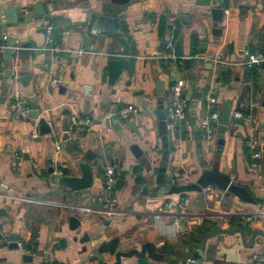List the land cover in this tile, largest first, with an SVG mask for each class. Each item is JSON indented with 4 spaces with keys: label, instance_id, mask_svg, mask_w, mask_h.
I'll return each mask as SVG.
<instances>
[{
    "label": "crops",
    "instance_id": "1",
    "mask_svg": "<svg viewBox=\"0 0 264 264\" xmlns=\"http://www.w3.org/2000/svg\"><path fill=\"white\" fill-rule=\"evenodd\" d=\"M40 1L0 0V8L13 2L26 5ZM50 1V19L42 26L53 25V38L61 48L57 53L45 48V30H38L34 23L5 27L0 19V37L6 34L14 38L18 47L10 57L14 73L31 75L26 84L12 78L4 98V77H0V225L6 235V241L0 243V264H43L44 253H49L56 264H84L90 252L83 248L89 244L79 239L85 233L90 237L101 235L97 243L118 237V246L123 248L149 240L157 245L167 242L182 250L202 231L215 226H242L248 234L255 228L264 230V67L246 69L242 65L246 50L264 54V0H222L229 14L224 13L218 24L222 28L219 35L213 33L208 6L201 5V0H138L118 14L122 45L111 32L92 31L104 0ZM242 4H248L244 12L239 8ZM182 15L189 20H183ZM25 41L31 42L28 55L20 48ZM80 48L84 51L79 52ZM200 54L209 60L197 58ZM217 55L224 62H214ZM121 57L122 71L116 82L109 84L107 59ZM183 57L191 59L188 68L183 65ZM8 65L3 56L0 69ZM188 73L193 77L185 79ZM51 79L57 82L52 84ZM156 79L166 88L178 79L185 81L186 127L172 132L173 148L167 166L170 184L194 181L201 173L203 157L217 161L219 170L228 173L233 182L248 187L256 204L242 202L213 185L201 191L150 196L133 182L129 169L136 159L130 152L131 144L155 152V163L160 159L156 153L160 147L154 108ZM209 90L221 103L232 101L231 122L224 129L218 157L221 126L212 147L206 150L202 146L200 151L191 123L193 115L197 122L204 117V97ZM15 91L30 110H38L37 118L30 114L17 117L11 111ZM115 108L119 127L109 121ZM129 108L132 115L122 119L120 111ZM234 112L240 115L234 116ZM72 114L89 118L91 124L69 133L68 145L63 141V149L56 152L51 133L40 134L38 118L45 117L52 131L62 137ZM233 117L244 122H234ZM34 128L38 135L33 138ZM250 137L260 141L255 167L247 145ZM89 152L98 161H105V167L114 165L111 160L123 161L117 177H126V184L114 186L118 202L115 212L100 209L102 192L98 186L105 167H93L96 187L84 194L56 185L48 174L49 159L56 170L66 166L73 173L77 155L86 161L84 156ZM14 156H19L17 168L12 167ZM74 173L79 174L77 170ZM146 185L156 187L151 181ZM70 216L80 220L75 230L69 229ZM179 217L185 218L184 226L178 225ZM11 235L23 243L25 253L8 246ZM263 251V237L247 247L238 234H218L207 240L200 264H264ZM23 254L31 258L24 260ZM193 254L198 259L197 253ZM164 261L158 264H166ZM147 262L153 263L148 258L122 259V264ZM180 264L186 263L183 260Z\"/></svg>",
    "mask_w": 264,
    "mask_h": 264
},
{
    "label": "water",
    "instance_id": "2",
    "mask_svg": "<svg viewBox=\"0 0 264 264\" xmlns=\"http://www.w3.org/2000/svg\"><path fill=\"white\" fill-rule=\"evenodd\" d=\"M138 0H104L102 4V13L95 16L92 25V31L98 32H111L113 35L117 36V40L120 45L123 44L124 37L119 35L121 33V19L119 13L123 7H128L130 4ZM50 0H43L36 3H28L26 5H20L17 3H10L6 7L0 8V19L4 26L16 27L20 24L34 23L39 29L43 31L42 26L43 21L50 19V12L53 9ZM201 5L208 6V12L213 21V33L219 35L222 32V28L218 26L223 20L224 16V4L222 0H201L199 2ZM248 7V4L239 5L240 11L244 12ZM91 15V13H89ZM181 18L185 21L189 20V16L182 15ZM7 43L9 47L4 50V57L6 58V63L9 64L4 69L3 84L1 87V97L4 98L8 92L12 69L10 68L12 60L10 57L14 52V46L16 41L12 37L7 38ZM20 48L22 52L26 55L30 53L31 42L25 41L21 43ZM124 59L121 58H109L107 59L108 68V83L114 84L122 71ZM190 57H183L182 62L184 67L188 68L190 66ZM264 67V61L261 63ZM185 79L192 78L193 74L188 73L183 76ZM31 75H18V80L21 83L26 84L30 80ZM157 93L155 94V114L158 120L157 122V134L159 136L158 144L160 147L157 148L156 153L160 154V159L156 162L155 152L151 150H142L137 144H131L129 146L132 156L136 159V162L130 166V173L133 174V182L140 186L141 191L147 192L150 196L152 195H163L167 194H179L182 192H193L201 191L202 189L213 185L220 190L228 191L234 196H236L240 201L256 204L257 200L254 198L248 187L245 185L233 182L232 177L221 170H219L217 161H207L203 157L201 159L202 169L199 176L190 183H182L179 180L175 184H170V175L167 172V166L169 161V155L172 151V132L174 129H185L186 119H182L179 122H174L171 117L167 115V98L170 94L171 86L165 87L164 83L160 79H156ZM199 98L197 94L195 96ZM33 105L35 106V99ZM231 105L232 101L229 99L224 100L219 108L220 114L218 116L217 122L221 126L219 129L218 140H217V153L216 157L219 156V152L222 149L224 143V129L231 122ZM68 113V111H67ZM118 109L112 110L111 121L116 127L120 126L118 121ZM132 111H129L128 116L132 115ZM30 115L32 118L38 117V110L34 107L30 110ZM234 122H244L243 118L233 117ZM192 129L194 130V138L199 142V150L201 151L202 144V133L198 127V122L196 117L193 115L191 118ZM38 129L40 134H47L52 132V128L45 117L38 118L37 121ZM173 126L169 128V126ZM61 139L68 145L69 133L67 131V125H65L64 132ZM78 142V139L75 140ZM98 152V151H97ZM75 153H78L76 149ZM122 157L125 156V152H121ZM88 160H83L79 155L75 158L74 170L69 167L63 166L59 170L52 165V160L47 161L48 174L52 182L56 185L69 189L71 191H79L84 194L89 188L96 187L94 184V173L93 167L96 169H101L105 167V161H98L97 158H93L92 153L86 154L84 156ZM92 160V161H90ZM116 167L117 173L121 171L123 161L111 160L110 161ZM77 170L79 174L74 173ZM101 180V179H100ZM151 181L155 184V188H149L146 184ZM126 184V177H117L115 181V187L120 188ZM99 189L102 188L101 185L98 186ZM178 225L184 226L185 218L179 217L177 220ZM80 225V220L76 216L69 217V229L75 230ZM182 231H186L183 227ZM218 234H238L242 243L247 247H252L257 237L264 238V230L260 228L253 229L249 234L246 229L242 226H230V227H220L215 226L209 230L202 231L200 236L194 240L189 241L182 250H178L175 246L168 245L167 242H162L161 245H157L154 241L146 240L142 242L139 246H130L127 248L119 247V238L113 237L108 241H101L97 243L96 241L100 239L101 235H94L90 237L88 234H83L79 239L82 243H88L84 246L83 250L89 249L90 254L83 260L84 264H122L123 258L136 257L139 259L148 258L153 263L147 262L146 264H158L159 262H164L166 264H180L184 260L186 264H200L203 258V250L207 240ZM16 235L10 236V248H18L16 242ZM95 242V243H90ZM92 244V245H91ZM196 252L199 256L198 259L193 258V253ZM264 254V251L263 253ZM22 258L24 260L30 259L31 255L23 254Z\"/></svg>",
    "mask_w": 264,
    "mask_h": 264
},
{
    "label": "built area",
    "instance_id": "3",
    "mask_svg": "<svg viewBox=\"0 0 264 264\" xmlns=\"http://www.w3.org/2000/svg\"><path fill=\"white\" fill-rule=\"evenodd\" d=\"M225 15L229 14V10L227 8H224ZM44 30L46 33V39H45V48L49 50L52 53H57L61 50L60 46L55 42L53 38V25L50 23H46L44 25ZM8 36L6 34H3L0 37V60H2L4 56V50L9 47L7 43ZM18 48L14 46V49ZM84 48H80L79 52H83ZM197 58L206 61L209 60V57L200 54L196 55ZM167 58H170L168 56ZM214 62H224L219 55L214 57L212 59ZM264 61V54L263 53H255L251 52L249 50H246L244 52V57L242 60V65L246 69H251L253 67L261 65V63ZM12 69V75L11 78L13 80H18V74L14 73V69L12 65L10 66ZM0 77H4V69H0ZM50 82L52 84L56 83V79H51ZM185 81L183 79H178L171 87L170 94L167 98V115L173 119L174 122H179L182 119H185L187 117V103L186 99L183 97V87H184ZM17 91H15V98L14 101L10 103V109L11 111L17 116V117H29L30 114V108L29 106L24 103V101L21 98L17 97ZM221 101L218 99V97L212 93L210 90L205 93L204 97V105L206 109V113L204 117L199 120L198 127L202 133V139L201 144L202 146L208 150L210 147H212L213 143L216 139V131L217 127L219 126L217 119L220 114L219 108H220ZM129 111H132L131 108L129 109H123L120 111V117L122 119H125L128 117ZM240 114L238 112H234V116H239ZM109 120V119H108ZM49 123V122H48ZM91 124V120L89 118H80L76 114H72L67 122V131L68 133H75L78 131V129H81L85 125ZM38 135L37 130L34 128L31 132V137H36ZM53 143H54V149L56 152H59L63 149V140L61 139L60 135L56 132H51ZM247 145L250 149V154L253 159L251 165L256 166V159L260 156V141L256 137H250L247 141ZM19 163V156H14L12 161V167L17 168ZM170 175V172H168ZM117 178V170L114 165H107L104 168L103 175L101 177V203H100V209L107 212H115L118 210V202L113 194V189L115 186V181ZM1 194V192H0ZM6 241V235L4 233V230L2 229L0 225V243ZM17 246L25 253V248L23 246V243L21 241L16 240ZM42 263L43 264H56L54 260L52 259L51 255L49 253H44L42 255Z\"/></svg>",
    "mask_w": 264,
    "mask_h": 264
}]
</instances>
